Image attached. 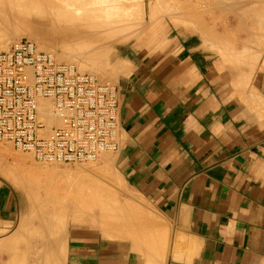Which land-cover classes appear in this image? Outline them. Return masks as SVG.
Masks as SVG:
<instances>
[{"label":"crops","instance_id":"crops-1","mask_svg":"<svg viewBox=\"0 0 264 264\" xmlns=\"http://www.w3.org/2000/svg\"><path fill=\"white\" fill-rule=\"evenodd\" d=\"M164 31L163 50L134 60L116 85L115 158L127 191L155 209L158 227L172 230V245L140 254L96 229L69 224L65 264H264V74L253 73L252 58L229 61L202 31ZM41 222L48 223L36 202L0 177V243L22 225L17 237L27 239L18 237L14 251L0 245V264L53 256L52 235L40 238L53 228L43 233ZM144 231L149 236V227Z\"/></svg>","mask_w":264,"mask_h":264},{"label":"bare ground","instance_id":"bare-ground-1","mask_svg":"<svg viewBox=\"0 0 264 264\" xmlns=\"http://www.w3.org/2000/svg\"><path fill=\"white\" fill-rule=\"evenodd\" d=\"M184 1L182 0V2H180V0L179 1L150 0L148 6L149 7L148 9L150 10L149 11L150 16L152 14V16L154 15V18L156 16L159 19L160 14L164 16V14L166 13L168 15H175V18L176 16L177 18L179 17L180 21H182L183 23H187V24L189 23L195 25V27L198 30L202 31V33L205 35V37H207V39L210 38L209 40L210 43L214 42L217 43L218 45H221L218 46V48L223 46L222 48H220V50L224 51L222 53L231 62H236V63L247 62L249 59L251 60L252 58L253 60H251L248 63L249 65H251L252 62H253L252 64H254V62L257 63V61H259V57L261 56L262 52L259 54L257 52L259 50L264 51V47H263L264 39H261L264 37L263 36L264 34L263 35L261 34L263 30L262 32L260 31L261 33L259 32L262 35V37L258 33L260 36L259 37L258 34L255 33L256 31L254 32L252 29H250L245 25L238 26V24L236 23L237 26L240 27V29L245 31V33L247 34L246 35L247 39L245 41H242L243 47H245L243 49L245 50L243 52L241 51L238 52L237 51L238 49L236 50L235 43L233 42L235 41L237 42L239 40L234 39L235 41L233 40V42L229 43L230 39L232 41L233 35L230 36L231 34H228L229 32L228 29H227L228 32L227 31L222 32L223 31L222 30L221 31L222 33L220 32L221 34H219L217 33L218 30L216 32V29L214 30L213 27H210L211 29H209V26L211 25L208 24L209 23L208 20L206 21L202 19L203 15L206 14V11L208 12V10H210L214 12V9L212 10L208 9L209 6L211 5L208 6L207 2L206 3L208 8L206 7V5L204 4L206 0H195L196 2H188L190 0L188 1L184 0ZM257 2L258 0H217V3L214 1V3H216V6L220 7L221 10L223 12L225 11L226 13L227 11L229 12L232 11L239 15V13L241 14V12L246 14V10H248V12L249 10H253L258 15L264 16V8H263L264 6H259L261 1L259 3ZM143 3L144 1L141 2V0H136V2L132 3L131 5H128L125 0H0V52L10 50L11 47L15 43H17L18 39H20L24 35H27L29 36L30 41H32V43L37 47L38 50L45 51L51 54L59 63L70 64L71 66L75 67L78 71L83 73H89L91 76L99 79L101 82L108 81L110 83V81L114 79L117 80V78H119L120 76L129 75L132 72V70H134L133 69L134 66L128 63L126 60L120 58H114L115 46L117 44L128 42L133 38L138 39L141 36L143 38V36L145 35H141L140 30L142 29L144 30L147 27H151L152 25L155 26L154 23L157 22L156 20H158L157 18L155 20L153 17H151L153 19H150L149 17V21L150 20L151 21L155 20V21L154 23L152 21V25L148 26L149 23L147 24V20H146V9ZM204 7L207 9L205 10ZM156 11L157 13L160 12L158 13L159 15L156 13ZM204 11L205 14H203ZM222 11L220 12L221 14L223 13ZM256 13H254L252 17L253 16L255 17ZM20 15L26 19H23V21H21L22 18L21 19L19 18L20 20L19 19L17 20V16ZM244 16H242L241 18L244 19ZM251 18L249 19L251 20ZM252 19H253L252 23L256 21L257 25H259L258 21L256 20L257 18L256 19L252 18ZM211 20H210L211 22H213V20L215 21L214 17ZM14 24H16L17 27H12L14 26ZM262 27L264 28L263 21L261 23V28ZM143 34H145V32H143ZM11 38H15V41L13 40V43L9 45ZM214 43L212 45L210 44L211 46L210 45L209 46L215 48V46H213ZM233 44L235 46V49L234 46H232ZM253 45H256L253 48L255 47L257 48V46L258 48L256 49V51H254L255 49L254 50L252 49L251 52L250 47ZM224 46H227V48ZM253 51L254 53L256 52L257 55L256 53L251 54L253 53ZM254 55L257 57H255ZM246 74L249 75H245L243 79H245L248 76V78L245 79L246 81L244 80L246 83H248L249 78H251L250 76L251 73H246ZM246 83L243 82L239 84V86L237 85V87L240 88V85L246 87ZM242 89L243 88H241V90ZM257 99L254 98V100ZM252 103L253 102H251V104ZM39 107H40L41 117L45 121V123H47L50 131L61 124V120L54 112L53 101L51 99H40ZM2 147H0V174L11 177L12 180H13L12 177H14V180L17 182V187L20 188L21 190H25V191L32 190V191H36L37 193H39V191H44L46 195L45 200L55 205L56 208H54V210L57 208L59 209L62 208L58 212L57 210H55V212L57 213L60 212L59 214L56 213L59 217L54 216L55 215L54 210L53 212H51L52 210L50 211L48 210L50 213L49 214L47 213V215H49L51 221H49L48 223L45 222L46 224L44 222H41L42 226H39V227H43L41 229L45 228L43 231L44 233L45 230L54 228L55 225L53 224H56L54 229L52 230L50 229L51 231H53L52 233L50 232L49 234H47L48 236H46V233H48L46 232L45 235H43V237L40 236V238H44L45 236L46 240H48L47 238H50L52 235L53 238L51 237L49 240H51V242H54L53 240H55L53 244L54 249L52 248L49 251V255H53L51 256L53 260H51V257L48 256H45V258L44 256H42L43 259L42 260L40 259L41 257L40 254L38 253L39 254L38 255L36 253L35 255L40 257L34 256V258L35 257L39 258V260L34 259V261H36L34 262L35 264L37 263V261L38 264L39 261L40 262L43 261L40 264H44V263L48 264L50 260L53 262L50 261L49 263H53V264L66 263L65 256H66V248L68 247V246L66 247V245H68L67 244L68 230L65 228V224L67 222L69 223V218H72L71 221L75 223L83 222L87 226L92 227V229L98 230L100 228L105 231L109 230L108 232L116 233V234H118L121 231V230L120 231L117 230L118 233L116 232V229L119 228L118 226L116 229H114L117 224L119 225L117 217L123 213L127 214L128 208L130 207V204H132L133 202L130 203L129 201H127L129 202L128 205L124 198L118 196V190H116L117 186L115 187V183H114L115 181L113 182L109 176H108L109 178L106 177L107 176L106 172H108L110 169V162H109L110 159L106 158L107 161L105 160L101 164V166H99V168H94L93 166L95 164L93 163V165L86 164L87 166L84 165L83 167L81 166V168H76V169L73 168L71 169L70 167L69 168L65 167L64 169H60V168L58 169L57 166H55L53 167V169L48 170V168L47 169L42 168L39 167L38 165H37L38 167H36L35 165L27 166L25 164L26 162L25 160L26 158L29 157V155L28 157L24 156L23 154H21L23 156H21L20 154L13 155L11 154L12 151H9L11 147H9V149L6 146H5L6 149ZM105 156L108 157L109 154H105ZM90 162L93 161H89L88 163ZM52 164L56 165L58 163H52ZM95 169L99 173L103 175L105 174L104 177L106 178L103 177L104 178L103 179L97 177V172L95 171ZM42 175H45L46 183H42V181L37 179ZM122 180L123 178H121V181ZM123 186L125 187V185ZM34 199H36L38 203L44 201V199H41L40 197H35ZM122 202H124L125 204L124 203L122 204ZM131 206L133 207L135 205H131ZM136 206L138 207V204H136ZM115 214H117V216ZM148 216L149 214H147V217ZM57 217L59 219L61 218L59 220L60 223L57 221L55 222V220L58 219ZM52 218L54 219L52 220ZM115 219L117 220L116 224L113 225L112 224L113 222L110 223L111 220L113 221ZM122 219L126 220L127 216L125 218V216L120 215L119 220L122 221ZM50 222H54L53 224L51 223L53 227H51V225L50 226L48 225ZM125 222L126 224H128L127 223L129 222L128 219ZM125 222L124 221L123 223L120 222V228L122 227L121 234H125L128 231H130V225H131L130 222H129L130 225L127 226L126 224H124ZM111 224L115 227L111 228L113 227ZM121 224H123V226ZM47 225L49 226V228H46ZM124 226L129 227V230ZM19 227L20 225L18 226V228ZM22 227L19 228L20 230H18L17 228L18 231L16 232V234L14 233L10 235L9 238L5 239L2 243H0L1 246L7 248L6 251L8 250V248H11L13 251L15 250V248H17V246L15 247V243L17 244V238L19 237V239L21 238L23 239L24 237V236L17 237V235H20L22 230H24V228L22 229ZM39 227H37L38 230ZM112 229H114L115 231L113 230L114 231L113 232ZM125 235L126 236L124 235L121 236L129 237V235L128 236L127 234ZM157 237L154 236V238ZM28 239L30 240L31 238ZM150 239L145 240L143 237H139V239L136 242L137 249L141 251L144 250L146 251V249H148L147 251H149V249L152 248L153 251L156 249L160 251L161 250L160 246L162 244L160 243L159 246L160 249H158V245L156 243L155 244L157 246L155 244H151L154 243L155 239L154 241L151 239L152 242H150ZM158 239L160 238L158 237ZM24 240L26 241L27 239H23V241ZM158 242L159 241L157 240V243ZM157 250L155 251V253L154 252L153 253L154 254L159 253L157 252ZM16 252L15 254H17ZM139 253L143 254L144 252L143 253L139 252ZM148 255L150 254H147V257L149 259L150 256ZM46 257L49 259V260L47 259L48 262L44 261L46 260ZM14 259H16V257ZM29 259L30 256L26 255L22 259H19V261L14 260L13 262L15 264H18L19 262L27 261L26 264H30L31 262L30 263L28 262ZM9 263L13 264L12 262Z\"/></svg>","mask_w":264,"mask_h":264},{"label":"built area","instance_id":"built-area-1","mask_svg":"<svg viewBox=\"0 0 264 264\" xmlns=\"http://www.w3.org/2000/svg\"><path fill=\"white\" fill-rule=\"evenodd\" d=\"M40 99L61 124L49 130ZM119 91L59 63L29 39L0 52V140L43 163L81 164L119 149Z\"/></svg>","mask_w":264,"mask_h":264},{"label":"rangeland","instance_id":"rangeland-1","mask_svg":"<svg viewBox=\"0 0 264 264\" xmlns=\"http://www.w3.org/2000/svg\"><path fill=\"white\" fill-rule=\"evenodd\" d=\"M126 1V3L128 4V5H131L132 3H135L136 2V0H125ZM144 1V3H143V5H144V7H145V9H146V20H147V24H148V26H151L152 25V21H153V23H154V21L156 20V18L158 19V17H156L155 16V18H154V15L152 16V14H151V16H150V10L148 9L149 7V1L148 0H141V2H143ZM179 1V0H178ZM184 1V0H183ZM186 1H188V0H186ZM214 1L217 3V0H209V2H208V0H206L205 1V5H206V7H207V3H208V6L209 5H214V6H209V8L208 9H214V12H212V11H210V10H208V12L206 11V14H205V11H204V13L203 14H205V15H203V17H202V19H204V20H208V24L209 25H211V26H209V29H211L210 27H213L214 28V30L216 29V32H217V30H218V32L217 33H219V34H221L222 32H225V31H227V29L229 30V32H228V34H231L230 36H232L233 37V39H232V41H231V39L229 40V43H231V42H233V40L235 39V40H239V41H235V42H233V43H235V46H236V50L237 51H244L245 49H243V48H245V47H243V44H242V41H245L246 39H247V34L245 33V31H243V30H241L240 29V27H238V26H240V25H245V26H247V27H249L250 29H252L256 34H258L260 31L262 32V30H263V32L261 33L262 35L264 34V28L262 29L261 28V23H262V21L264 22V16H260V15H258L255 11H253V10H249V12H248V10H246V14L245 13H243V12H241V14L239 13V15L237 14V13H234V12H229V11H227V13H228V15H227V13L224 11H222L221 10V8L220 7H217L216 6V3H214ZM262 2V4H261V2ZM180 2H182V0H180ZM185 2V1H184ZM188 2H196L195 0H190V1H188ZM204 2V1H203ZM207 2V3H206ZM260 2V5L259 6H264V0H258V2L257 3H259ZM204 5V6H205ZM257 6V5H256ZM211 7V8H210ZM205 8V7H204ZM207 8H205V10L207 9ZM220 8V9H219ZM264 8V7H263ZM223 12L222 14L220 13V12ZM252 11V12H251ZM263 11V10H262ZM162 12V11H161ZM216 12V13H215ZM156 13H157V11H156ZM155 13V14H156ZM158 13H160V12H158ZM157 13V14H158ZM208 13H209V15H208ZM213 15H212V14ZM214 13H215V15H214ZM249 13V14H248ZM253 13V14H252ZM254 13H256L257 14V16H256V14H255V17L253 16L252 17V15H254ZM156 14V15H157ZM166 14V13H165ZM164 14V16H162L161 14H160V16H159V19L158 20H156L157 22H155L154 24H155V26L154 25H152L151 27H147L146 29H142V30H140L141 31V35H145V36H143V38H142V36L140 37V38H138V39H132V40H130V41H128V42H125V43H121V44H117L116 46H115V53H114V58H120V59H124V60H126L128 63H130L132 66H133V62H134V60H138L139 58H142V57H144V56H147V55H151V53H158V50L160 49V46L162 47V50H163V45H165V40H166V38H167V36H168V32H165L164 30L165 29H168V30H170V29H173L174 27H178V28H184V29H188V30H190V29H192V30H198L196 27H195V25H192V24H187V23H183L182 21H180V19H179V17L177 18V16H176V18H175V15H168V14H166L165 15ZM210 14H211V16H210ZM237 14V15H236ZM159 15V14H158ZM168 15V16H167ZM222 15H224V16H222ZM245 15V16H244ZM214 17V19H215V21L213 20V22H211L212 20V18ZM220 16H221V18H220ZM242 16H244V19L243 18H241ZM149 17H150V19H155V20H150L149 21ZM151 17H153V18H151ZM224 17V18H223ZM257 18L256 20L258 21V24L259 25H257V23H256V21H254V23H252V21H253V19L252 18ZM21 19V21H23V19H26V18H23V16H17V20L18 19ZM172 18V19H171ZM175 18V19H174ZM224 20H223V19ZM249 18H251V20L249 19ZM19 19V20H20ZM28 19V18H27ZM242 19V20H241ZM254 19V20H255ZM211 20V21H210ZM226 20V21H225ZM239 20V21H238ZM229 21V22H228ZM243 21V22H242ZM215 22V23H214ZM260 22V23H259ZM151 23V24H150ZM214 23V24H213ZM223 23V24H222ZM225 23V24H224ZM238 24V26H237V24ZM240 23V24H239ZM244 23V24H243ZM213 24V25H212ZM229 24V25H228ZM249 26H248V25ZM253 24H256V25H253ZM251 25V26H250ZM12 27H17V25L16 24H14V26H12ZM217 27V28H216ZM252 27V28H251ZM213 28H212V30H213ZM152 29V30H151ZM226 29V30H225ZM146 30V31H145ZM223 30V31H222ZM200 31V30H199ZM208 31V30H207ZM222 31V32H221ZM143 32H145V34H143ZM221 32V33H220ZM226 32V33H227ZM259 33V34H260ZM259 34H258V36H259ZM260 34V35H261ZM262 35H261V37H262ZM230 36H228V37H230ZM264 36V35H263ZM246 37V38H245ZM260 37V36H259ZM22 39H29L30 40V38H29V36H27V35H24V36H22L20 39H18L17 40V42L19 41V40H22ZM244 39V40H243ZM261 39H264V37L263 38H261ZM12 40V41H11ZM11 40H10V42H9V45L11 44V43H13V40L15 41V38H11ZM142 40V41H141ZM241 40V41H240ZM257 45V44H256ZM256 45H253V46H251L250 48H251V52H252V49L254 50V51H256V49L258 48V46H257V48L255 47V48H253L254 46H256ZM232 46H234V44L232 45ZM235 46H234V49H235ZM239 46H241V49L240 48H238ZM260 47V46H259ZM264 47V46H263ZM262 48V47H261ZM260 48V49H261ZM161 50V49H160ZM259 50V49H258ZM262 50V49H261ZM254 51H253V53H251V54H255L254 53ZM260 51V50H259ZM257 52L258 54L259 53H261V56L260 57H262V58H260L259 57V61H257V63L256 62H254V65H253V73L255 72V71H258L259 73H262V74H264V66H263V63H264V51H260V52ZM257 53H256V55H257ZM56 55V54H55ZM255 56V55H254ZM255 57H257V56H255ZM256 59V58H255ZM254 59V60H255ZM263 60V61H262ZM122 76H120L119 78H117V80L116 79H114V80H112V81H110V83L112 82V84L113 85H117V83H118V79H120ZM108 82V81H107ZM8 145V146H7ZM3 146V147H2ZM5 146L6 147H8V149H9V147H11V149H13V150H9V151H12L11 152V154H13V155H18V154H23L24 156H26V157H28V155H29V157L28 158H26V162H25V164L28 166V165H32V166H36V167H42V168H48V170L50 169H53V167H55V166H57V168L59 169H64L65 167L66 168H73V169H76V168H81V166L83 167L84 165L85 166H87L88 164H92L93 165V163L96 165V166H98V167H96L95 165L93 166L94 168H99V166H101V164L106 160V158L107 159H110L109 160V162H110V169H109V171L108 172H106L107 174V176L106 177H110V179L115 183V187H116V190H118V196H121L122 198H124L125 199V201L127 202V201H129L130 203H132V204H130V207H132L131 205H135L136 206V204H138V207L136 206H133L132 208H130L129 206H127V207H129L128 208V211H127V214L125 213H123V214H120V215H123V216H125V218H126V216H127V219H128V221L130 222V224H129V222H127L128 224H126V220H124V219H122V221H120L119 220V216L117 217L118 218V223H119V225L117 224L116 225V227L115 226H113L114 224H116V219L115 220H111L110 221V223L111 222H113L111 225L113 226V227H111V228H114V229H116L117 228V226L120 228V222L121 223H123V221L125 222L124 224H126V226L127 225H130V231H128L129 230V227H126V226H124L125 228H128V232H129V234H128V232L127 233H125V232H123V233H125V234H127V236L129 235V237H123V236H121V235H124V236H126L125 234H121V232H122V227L119 229V228H117L116 229V232L118 233V231H120L118 234H116V233H111V232H108L107 230L105 231V230H103V229H98L97 231L98 232H100L102 235H104V236H107V237H110V238H114V239H118V240H120V241H123V242H125V243H127V244H129L130 245V247L132 248V250H134V251H138L139 249H137V247H136V242H137V240L139 239V237H144L145 238V240H149L150 238L154 241V239H155V241H154V243H151V244H157L158 245V248H159V246H160V243L163 245H161L160 246V248L161 249H163V250H165V251H167L168 252V249L171 247V245H172V230L170 229V227L168 226V224H166V225H164V227L161 225L160 227H158V224L157 223H155V222H157V221H159L160 220V217H159V214L155 211V209L152 207V206H150V208L148 209V210H146V208L145 207H141V200L140 199H138V197H135V196H132L131 195V193L130 192H128L127 190H126V187H124L123 185H125L123 182H124V180H122L121 181V178H122V176L120 175V173H119V171H118V169H117V166H116V158H115V151H106V152H104L97 160H95V161H93V162H90V163H82L81 165L79 164V165H76V164H52V163H43V162H39V161H37L35 158H34V156H33V154H31V153H28V152H24V151H21V150H18V149H16L11 143H9V142H6V141H2V140H0V147H2V148H5ZM6 149V148H5ZM108 152V153H107ZM26 154V155H25ZM105 154H109V156L107 157V156H105ZM23 155H21V156H23ZM30 156H31V158H30ZM24 159H25V157H24ZM107 161V160H106ZM87 164V165H86ZM38 165V166H37ZM76 166V167H75ZM95 171H96V169H95ZM94 171V172H95ZM97 172V177H100V178H103L104 177V175L103 174H101V173H99L98 171H96ZM100 175H103V176H100ZM0 177L3 179V180H5L6 182H8V183H10L11 185H13V186H15L16 188H17V191L19 192V194H20V197L23 199V200H26V201H33V202H36V204H38L37 205V212H38V216L39 217H42V219L43 220H45V218H47V221L49 222V221H51L50 220V218H49V215H47V213L49 214L50 212V210H52L51 212H53V210H54V208H56L55 207V205L53 204V203H51V202H47L46 200H45V197H46V195H45V192L44 191H39V193H37L36 191H29V190H21L20 188H18L17 187V182L14 180V177H12L13 178V180L11 179V177H8V176H5V175H2V174H0ZM106 177H104V178H106ZM108 177V178H109ZM103 178V179H104ZM107 178V179H108ZM37 179H39L40 181H42V183H46V177H45V175H42L41 177H38ZM36 179V180H37ZM120 179V180H119ZM122 183H123V185H122ZM118 184V185H117ZM35 197H40L41 199H44V201L43 202H40V203H38L37 201H36V199H34ZM137 203H136V202ZM129 202H127V204L129 203ZM140 204H139V203ZM124 202H122V204H123ZM136 203V204H135ZM125 204V203H124ZM126 204V205H127ZM129 205V204H128ZM142 209H141V208ZM118 208V207H117ZM137 208V209H136ZM139 208V209H138ZM40 209H41V211H40ZM62 208H57V209H55V210H57V212L59 211V210H61ZM141 209V210H140ZM49 210V211H48ZM55 210H54V212H55ZM43 211V212H42ZM118 211V210H117ZM119 211H122V210H119ZM57 212H55V217L56 216H58L57 214H59V213H57ZM142 212H143V214H142ZM145 212H146V214H145ZM45 213V214H44ZM57 213V214H56ZM62 213V212H61ZM149 213V217H150V222H149V224H147V223H145V220H144V217L147 215ZM54 214V213H53ZM63 214V213H62ZM46 215V216H45ZM52 215V214H51ZM50 215V216H51ZM116 216H117V214H115ZM53 216V215H52ZM51 216V217H52ZM54 217V218H55ZM59 217V216H58ZM57 217V218H58ZM71 217V216H70ZM54 218H52V220L54 219ZM115 218V217H114ZM121 218H124V217H121ZM61 219V218H60ZM59 218L57 219V220H55V222L57 221V222H59V220H60ZM71 219L72 218H69V223L67 222L66 224H65V228L68 230V225L70 224V225H82V226H87L86 224H84L83 222H78V223H75V222H73V221H71ZM115 222V223H114ZM53 224L54 222H50V224ZM60 223V222H59ZM59 223H57V224H59ZM107 223V222H106ZM53 225H55L56 226V224H53ZM110 225V226H111ZM122 226H123V224H121ZM55 226H54V228H55ZM87 227H89V226H87ZM149 227V230H150V233H149V236H146L144 233H145V231H144V229H147ZM53 228V229H54ZM90 228H92V227H90ZM114 229H112V231L114 230ZM124 229V228H123ZM103 230V231H102ZM118 230V231H117ZM115 231V230H114ZM113 231V232H114ZM125 231V230H124ZM68 233V232H67ZM120 235V236H119ZM154 236L155 237H159L160 239H158V237L157 238H154ZM126 238V239H125ZM133 238V239H132ZM150 239V242H152V240ZM157 240L159 241L158 243H157ZM163 240H165V241H163ZM165 242V243H164ZM167 243V244H166ZM155 244V245H156ZM156 245V246H157ZM17 246V244L15 243V247ZM166 246V247H165ZM165 248V249H164ZM151 249V250H150ZM149 249V251H153V249L152 248H150ZM157 250V249H156ZM155 250V251H156ZM159 250H157V252H158ZM138 252H141V250H139ZM155 253V252H154ZM151 256H153V255H151Z\"/></svg>","mask_w":264,"mask_h":264}]
</instances>
